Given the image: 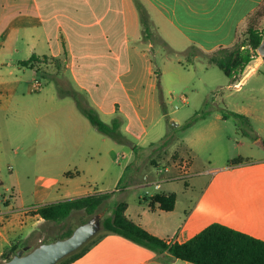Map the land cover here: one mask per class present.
I'll return each mask as SVG.
<instances>
[{
  "label": "crops",
  "instance_id": "obj_1",
  "mask_svg": "<svg viewBox=\"0 0 264 264\" xmlns=\"http://www.w3.org/2000/svg\"><path fill=\"white\" fill-rule=\"evenodd\" d=\"M248 29L264 31V0H0V255L11 246L28 252L48 241L51 222L35 214L38 206L104 193L110 197L98 211L100 221L124 202L129 220L168 244L186 242L213 223L264 241V158L250 161L241 144L234 148L246 180L235 189L197 185L198 173L180 181L175 171L154 177L134 171V161L161 149L172 113L170 84L182 60H198L188 49L211 54L230 48ZM252 61L230 81L239 91L253 79L250 96L263 100L264 58ZM79 105L106 124L117 119L122 143L95 133ZM234 114L242 123L230 130L264 152V123ZM16 122L45 126L27 137L28 156L40 154L38 161L48 163L41 164L48 173L36 177L29 204L15 162L18 147L7 143L8 123ZM205 129L213 138L219 132L230 137L224 127ZM63 150H70L64 159L74 163L73 172L57 164ZM5 157L13 163L8 181ZM156 194H173V209L150 207ZM99 232L70 264H191Z\"/></svg>",
  "mask_w": 264,
  "mask_h": 264
},
{
  "label": "rangeland",
  "instance_id": "obj_2",
  "mask_svg": "<svg viewBox=\"0 0 264 264\" xmlns=\"http://www.w3.org/2000/svg\"><path fill=\"white\" fill-rule=\"evenodd\" d=\"M237 43L244 46L241 51L249 50L247 32L240 36ZM186 54L191 59L198 60L194 63L182 60L178 67L179 76L176 77L174 84H170L172 97L168 107L172 113L168 118H172V121L168 122L169 119L166 118L167 135L160 143L161 145L166 142L167 145L161 147L159 151H152L143 158L134 161V171L139 177L143 172L154 177L155 168L163 165L169 166L174 161L188 159L193 167L191 172L198 173L196 176L199 177L200 182L197 185L207 188L235 189L243 185L246 180L242 170L243 157L237 156L238 150L234 148L236 143L241 144L246 153L251 154L250 161L253 162L264 158V152H261V147L255 141L236 136L233 130H230L232 125L242 123L241 121L239 123L232 113L247 115L249 120L255 124L264 123V98L256 100L250 96L249 90L255 86L253 79H249L247 84L238 91L232 86L233 82L218 68L204 62L205 54L191 48ZM254 57H260L256 50L252 60ZM253 64L254 61L250 63L249 68ZM247 70L248 67L245 72ZM260 70L264 73V66ZM243 74L244 72L241 73V76ZM188 123H190L189 126H187ZM209 126L229 129L227 131L229 139L224 136L223 132L221 134L219 132L218 137L213 138L206 132L205 128ZM44 131V125L40 128L39 125L28 127L27 124L19 122L8 123L10 139L7 140V143L9 141L13 149L17 150L18 147L19 156L15 162L19 177L24 184L25 203L27 204L31 203L36 177L48 173L41 166V164L48 163L38 161L40 154L28 156L27 137L31 133L37 132L39 135ZM53 132L52 136L55 138L59 130L54 129ZM95 133L102 136L99 132ZM69 152L70 150H63L62 161L57 164L59 168L66 167L67 171L73 172L74 163L68 164L64 159ZM12 164V161H8L7 157L4 158L2 175L6 181L10 180L7 167ZM121 165H123V161H121ZM4 193V190L0 189V199ZM9 195H11V191H9ZM28 208L31 207L26 209ZM75 213L74 216L60 223H51V236L48 241L58 238L69 229L76 228L87 218L82 211ZM96 235L92 238H95Z\"/></svg>",
  "mask_w": 264,
  "mask_h": 264
},
{
  "label": "trees",
  "instance_id": "obj_3",
  "mask_svg": "<svg viewBox=\"0 0 264 264\" xmlns=\"http://www.w3.org/2000/svg\"><path fill=\"white\" fill-rule=\"evenodd\" d=\"M139 14L143 26L146 27L145 12L140 9ZM263 40L264 31L248 29L247 46L249 50L241 51L244 46L235 43L230 48L218 49L211 54H205L204 59L208 65L215 66L228 79L232 80L241 74L249 62L252 61L253 53ZM191 49L198 50L194 47ZM78 108L96 131L117 143H122L123 136L119 131L120 125L117 119H114L110 124H106L91 108L80 105ZM189 125L190 123L187 124V126ZM166 145L167 143L164 142L160 145V148ZM109 197V193L94 194L40 205L36 208L35 214L45 222L60 223L67 220L73 213L82 211L87 216L80 223L83 224L98 213ZM148 202L150 207L157 206L162 211H171L174 207L175 196L173 194H156L149 198ZM125 210L126 204L124 202L116 203L111 210V214L100 221V232L120 236L157 254L166 252L170 259L181 260L191 264H264V241L250 237L227 226L213 223L186 242L168 244L129 220L125 215ZM74 229H69L58 238L51 241H43L42 243L65 239L72 234ZM98 238L97 233L95 238H91L76 252L68 255L57 264H70L94 245ZM17 249V246H11L6 249L0 255V262L9 260L17 252Z\"/></svg>",
  "mask_w": 264,
  "mask_h": 264
},
{
  "label": "water",
  "instance_id": "obj_4",
  "mask_svg": "<svg viewBox=\"0 0 264 264\" xmlns=\"http://www.w3.org/2000/svg\"><path fill=\"white\" fill-rule=\"evenodd\" d=\"M256 52L264 58V40ZM100 229V215L97 213L76 227L69 237L41 243L28 252L27 248L20 249L9 260L0 264H57L86 244Z\"/></svg>",
  "mask_w": 264,
  "mask_h": 264
},
{
  "label": "built area",
  "instance_id": "obj_5",
  "mask_svg": "<svg viewBox=\"0 0 264 264\" xmlns=\"http://www.w3.org/2000/svg\"><path fill=\"white\" fill-rule=\"evenodd\" d=\"M238 87V85H235ZM171 171L176 172L175 179L180 181H186L188 178L192 176L191 172V163L190 160H178L171 163V165H163L162 167L155 168V172L157 175H163L169 173ZM34 209V208H33ZM27 211L31 210V208L26 209Z\"/></svg>",
  "mask_w": 264,
  "mask_h": 264
},
{
  "label": "flooded vegetation",
  "instance_id": "obj_6",
  "mask_svg": "<svg viewBox=\"0 0 264 264\" xmlns=\"http://www.w3.org/2000/svg\"><path fill=\"white\" fill-rule=\"evenodd\" d=\"M233 116H235V119L238 120V122L240 123V121L242 122V120L239 119V117H236V114L232 113Z\"/></svg>",
  "mask_w": 264,
  "mask_h": 264
}]
</instances>
